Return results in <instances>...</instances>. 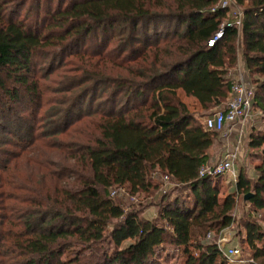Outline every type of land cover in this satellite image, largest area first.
Returning <instances> with one entry per match:
<instances>
[{
    "label": "trees",
    "instance_id": "trees-1",
    "mask_svg": "<svg viewBox=\"0 0 264 264\" xmlns=\"http://www.w3.org/2000/svg\"><path fill=\"white\" fill-rule=\"evenodd\" d=\"M233 1L241 27L209 47L218 0H0V264H162L167 244L186 264H227L215 239L236 222L264 264V160L221 200L200 175L219 131L178 94L224 109L242 37L264 112V0ZM249 146L264 154V129ZM121 187L158 216L126 211Z\"/></svg>",
    "mask_w": 264,
    "mask_h": 264
},
{
    "label": "rangeland",
    "instance_id": "rangeland-1",
    "mask_svg": "<svg viewBox=\"0 0 264 264\" xmlns=\"http://www.w3.org/2000/svg\"><path fill=\"white\" fill-rule=\"evenodd\" d=\"M220 1V0H219ZM229 5L231 9L238 10L243 12V10L238 7L233 0L229 1ZM226 12V16L222 23L230 22L234 20L235 14L234 13H228L230 9H224ZM244 16V15H243ZM238 64L237 67L233 70V76L235 77V81H246L247 83L251 84L255 87V85L250 81L252 80L250 76L246 73L244 70V58L241 55L242 52V37L238 38ZM250 78V79H249ZM180 97L183 101H185L192 112H194L197 116H200L201 120L204 121V118L206 115L213 114L214 112L220 110V109H212L205 112V110L200 106L198 101L191 96H187L186 94L180 92ZM227 105V104H226ZM226 107V106H225ZM258 129H264V112L259 109L258 107L252 106V110L246 120L239 124L237 127H234V132L230 135L227 134L228 131H222L219 132L220 138L216 142V144L211 148L210 150V156L212 158V163L215 164L220 161V159L224 156L225 151L229 148L230 149H237V159H236V173L238 176V170L241 168L246 170V173L254 177V171L253 167L259 163L258 156L255 152H259L263 155V152H261L260 149H252L249 146V137L253 130ZM227 142H231L228 145ZM39 148H36V150H39ZM36 153V152H35ZM36 155V154H34ZM27 154H25L23 157L25 158ZM208 165V164H206ZM214 185L218 186L220 189V198L221 200L224 199V197L227 196L229 192H231L234 189V182L235 180L232 179L231 175H225L219 178H212ZM169 188L172 186L170 185V182L168 179L164 178V187L163 188ZM168 189V188H167ZM168 190H171L168 189ZM116 195L114 198H117L122 202L124 205V208L126 211L130 210H136L143 218H156L158 216V207L156 205H153L154 199L153 196H146L144 193H140L138 195H132L127 190L126 187L116 188ZM245 206H249L248 202L243 201L242 197L239 201V207L237 208V211L235 212L237 219H241V223L244 222V212H245ZM236 226L237 222L234 226L231 227L230 232H228V237L231 238L230 241H234L235 244H239V238H236ZM240 226V225H239ZM240 228V227H239ZM210 240H214V238H210ZM130 240H127L124 244L127 245ZM112 246V245H111ZM113 247H110V249ZM167 250L162 252V257L160 259V262L162 264H186L185 260L188 257L189 253L185 252L183 247H175V245L167 244L166 247ZM193 252L197 253V250L192 249Z\"/></svg>",
    "mask_w": 264,
    "mask_h": 264
},
{
    "label": "built area",
    "instance_id": "built-area-1",
    "mask_svg": "<svg viewBox=\"0 0 264 264\" xmlns=\"http://www.w3.org/2000/svg\"><path fill=\"white\" fill-rule=\"evenodd\" d=\"M230 0H218L216 8L230 9L228 13H234L235 17L233 21L222 23L219 30H217L213 36L208 40V46H215L225 35L226 29L231 26L241 27L243 21V12L231 9L229 5ZM255 96V87L246 81H234L231 87V97L229 98L227 105L224 109L218 110L211 115H207L204 118L207 128L211 130L233 131V128L244 122L252 110ZM228 134V133H227ZM238 151L237 149L228 148L224 156L219 162L215 164L204 165L200 170V175H208L212 178H219L225 175H231L232 179L236 181V159ZM164 178L169 180V177ZM117 193L116 189L112 191V196ZM231 227L225 229L218 237H216V244L220 251L226 258L227 264H250L253 263V259L244 257L242 248L238 243H232L231 238L228 237ZM208 239L213 238V234H208ZM230 239V240H229Z\"/></svg>",
    "mask_w": 264,
    "mask_h": 264
},
{
    "label": "crops",
    "instance_id": "crops-1",
    "mask_svg": "<svg viewBox=\"0 0 264 264\" xmlns=\"http://www.w3.org/2000/svg\"><path fill=\"white\" fill-rule=\"evenodd\" d=\"M180 92H182V93H184L185 94V92L183 91V90H179L178 91V94H179V96H180ZM196 99V98H195ZM197 100V99H196ZM237 127V126H236ZM234 132V130L233 131H231V132H227L228 133V135H230L231 133H233ZM229 143H231V142H227L226 144L228 145ZM231 146V145H230ZM230 146H229V148H230ZM226 152V151H225ZM256 153V155L258 156V159H259V161H257V162H259V163H257L256 165H259L263 160H264V154L262 155L261 153L259 154V152H255ZM212 158H211V156H210V158H209V160H208V162L206 163V164H211L212 162ZM255 165V166H256ZM225 198V197H224ZM232 243H235V239H234V241L232 242Z\"/></svg>",
    "mask_w": 264,
    "mask_h": 264
},
{
    "label": "water",
    "instance_id": "water-1",
    "mask_svg": "<svg viewBox=\"0 0 264 264\" xmlns=\"http://www.w3.org/2000/svg\"><path fill=\"white\" fill-rule=\"evenodd\" d=\"M250 195H251V194H247V195L245 196V200H248V198L250 197Z\"/></svg>",
    "mask_w": 264,
    "mask_h": 264
}]
</instances>
